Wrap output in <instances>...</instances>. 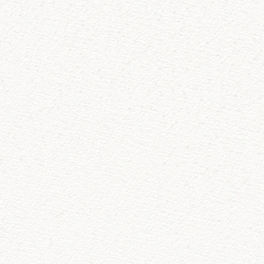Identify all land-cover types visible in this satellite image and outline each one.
<instances>
[{
  "label": "snow or ice",
  "instance_id": "6c2138e0",
  "mask_svg": "<svg viewBox=\"0 0 264 264\" xmlns=\"http://www.w3.org/2000/svg\"><path fill=\"white\" fill-rule=\"evenodd\" d=\"M0 264H264V0H0Z\"/></svg>",
  "mask_w": 264,
  "mask_h": 264
}]
</instances>
